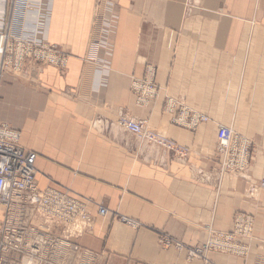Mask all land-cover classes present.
I'll list each match as a JSON object with an SVG mask.
<instances>
[{
	"label": "crops",
	"instance_id": "crops-1",
	"mask_svg": "<svg viewBox=\"0 0 264 264\" xmlns=\"http://www.w3.org/2000/svg\"><path fill=\"white\" fill-rule=\"evenodd\" d=\"M28 4L19 29L27 19L37 23L69 53L68 69L61 75L53 66L39 68L31 85L0 82V121L23 125L22 145L38 154L40 188H68L90 200L95 220L75 242L102 254L101 264H264V0H103L98 9L96 0ZM6 7L0 0V24ZM95 26L102 35L92 45ZM147 66L161 91L142 106L131 78L143 77ZM166 92L209 121L194 130L174 124L164 110ZM122 111L184 151L121 128ZM220 125L254 144V160L246 175H227L218 185L200 170L209 174L216 165ZM99 204L111 213L99 216ZM239 212L255 218L253 238L243 240L246 257L211 252L208 262L189 260L186 250L159 244L166 234L199 245L210 229L232 231Z\"/></svg>",
	"mask_w": 264,
	"mask_h": 264
},
{
	"label": "built area",
	"instance_id": "built-area-1",
	"mask_svg": "<svg viewBox=\"0 0 264 264\" xmlns=\"http://www.w3.org/2000/svg\"><path fill=\"white\" fill-rule=\"evenodd\" d=\"M15 38L0 30L2 74L8 70L15 72V69H19L18 65L31 62L32 65H59L58 56L50 48H36L31 43H34L31 37L29 41ZM66 65L65 57L60 65L62 70L66 69ZM150 71L152 76L156 73L152 66ZM131 90L138 104L148 106L156 100L161 88L153 80L132 78ZM164 110L173 115L172 121L175 124H187L192 130L209 121L205 114L167 95ZM117 123L142 141L157 144L170 152L184 151L150 129L145 120L122 114ZM21 137L20 130L0 124V264H76L69 260L70 255L80 259L81 264H101L102 254L85 249L75 242L88 227L75 233L68 228L69 223L85 221L87 224V221L92 220L93 215L87 211L88 200L81 199L82 202L64 188L48 186L41 189L37 183L38 154L22 147ZM252 148L253 143L248 138L232 127L220 125L216 165L208 171L209 174L201 170L200 176L205 180L210 175L209 178L215 179L220 185L226 175H246L252 166ZM260 186L264 189V180ZM98 212L105 216L109 210L98 205ZM117 219L124 224H132L130 219L120 214ZM254 229V216L239 212L235 215L232 231L217 232L210 229L207 240L199 245L186 246L166 234L159 235V244L164 248L186 250L189 260L203 259L208 262V252L246 257L249 245L243 240L252 239Z\"/></svg>",
	"mask_w": 264,
	"mask_h": 264
},
{
	"label": "rangeland",
	"instance_id": "rangeland-1",
	"mask_svg": "<svg viewBox=\"0 0 264 264\" xmlns=\"http://www.w3.org/2000/svg\"><path fill=\"white\" fill-rule=\"evenodd\" d=\"M102 1L103 0H99L100 3ZM99 2H98V0H96V8L100 5ZM5 3L7 5L5 10L3 11V20L4 19L5 20L3 22H1L0 30H3L6 34L9 33V35L11 37L12 36L14 38L16 37L14 40H17V38H21V39H24V40L27 39L29 41L30 40L29 37H31L32 40H34V43L33 42H31V43L36 48H38V47H41V48H47L48 47V48H50L51 51L53 53H56V55L59 58V61H58L59 65H54L53 67L56 68L61 75H65L66 72H67V69H68L69 53L65 49H63L60 45L53 44V43L49 42L47 40V38H45L43 35H41V30H39L36 27L37 23L35 24L32 20H28L27 19L26 21L29 23L28 27L24 26L23 29H19V25L18 24H19L20 20H25V17H26V14H27V10H28V6H29V4H28L29 0H5ZM41 11L43 13H45L46 10H45V8L42 7ZM98 15H99V13H98ZM99 17H95L96 18L95 20H97V18H99ZM17 26H18V29H17ZM93 34H94V36L92 38L91 44L92 45H96L101 40V35H102L101 29L95 26V29L93 28ZM13 43H15V42H13ZM6 57L8 58L9 56H6ZM65 57L67 58V65H66L67 68L65 70H62V66H60V65L63 64ZM31 63L30 64L25 63L24 66L26 67V69L29 70V74L31 76H33L34 78L36 76H38L37 70L39 68H41L43 70V69H45L47 67H52V66L46 65L44 63H42V64L41 63H37L38 65H32ZM29 74L19 75L18 76V75L15 74L14 71L8 70V71H6L4 74H2L0 76V82L1 83L6 82V83L10 84V83H17V82L24 81V82L29 83L32 80L31 76ZM15 75L17 77H15ZM132 78H139V77L132 76ZM132 78H131V84H132ZM139 79H142V80L146 79V80H150V81L153 80L156 83V73L152 76L151 71H150V66H147L145 75L143 77L139 78ZM29 85H31V84L29 83ZM133 95L137 99L136 95L135 94H133ZM166 95L170 97V95L167 92L165 94V97H166ZM122 114H127L128 115L127 112L122 111L119 116H121ZM0 124H7V125H9L12 128L18 129V130L21 131V133L23 135V130H24L23 125H14V124H10L8 122H2V121H0ZM179 126H182L184 128H187V129H192V128L188 127L187 124H182V125H179ZM134 136H136V135H134ZM21 139H22V137H21ZM21 145H22V143H21ZM22 147H24L27 150H31V149L26 148L23 145H22ZM252 150H254V144H253ZM31 151H33V150H31ZM252 154H253V152H252ZM252 160H254V156L253 155H252ZM252 163H253V161H252ZM99 205H101L104 208L109 210V208L105 207L104 205H102V204H99ZM1 211H2V209L0 208V219H1ZM109 213H111V210H109ZM114 215H115V218L117 219L118 216H119V213H115Z\"/></svg>",
	"mask_w": 264,
	"mask_h": 264
},
{
	"label": "bare ground",
	"instance_id": "bare-ground-1",
	"mask_svg": "<svg viewBox=\"0 0 264 264\" xmlns=\"http://www.w3.org/2000/svg\"><path fill=\"white\" fill-rule=\"evenodd\" d=\"M50 66H53V65H50ZM18 67H19V69H15V74L16 75H25V74H29V70L28 69H26V67L23 65V66H21V65H18ZM67 68V67H66ZM28 71V72H27ZM0 73L2 74V72L0 71ZM30 75V74H29ZM31 76V75H30ZM138 102V101H137ZM118 124V123H117ZM121 127V126H120ZM122 128V127H121ZM201 171V170H200ZM205 174H206V172H205ZM205 178H207V176L205 177ZM47 188V187H46ZM41 189H43V188H41ZM45 189V188H44ZM66 190H68L69 191V193L73 196V197H75V198H77V199H79L80 201H82L81 199H83V200H88V205H87V211L88 212H90L91 213V210H90V208H89V203H90V200L89 199H87V198H80V197H77L76 195H74L72 192H71V190L70 189H66ZM82 202H84V201H82ZM98 213V215L99 216H102V215H100L99 214V212H97ZM92 214V213H91ZM109 213H107V215H108ZM107 215H105V216H107ZM105 216H103V217H105ZM123 216V215H122ZM124 217H126V216H124ZM126 218H128V217H126ZM128 219H130V218H128ZM94 220H95V216L93 215V218H92V220H90V221H87V222H89V223H87V224H85L86 222L85 221H78V222H76V223H69L68 224V228L69 229H71L72 230V233H75V232H82V230L84 229V228H86V227H88V228H90L91 226H92V224H93V222H94ZM130 221H132V224H130V226H133V227H139V224L137 223V222H135V221H133V220H131L130 219ZM129 225V224H128ZM90 226V227H89ZM84 233V231L82 232V234ZM81 234V235H82ZM80 235V236H81ZM209 253H211V252H208V254ZM219 253H222V252H219ZM226 254V253H225ZM188 257V256H187ZM69 260H71V261H73V262H75L76 264H81V260L80 259H77V258H75L73 255H70L69 256ZM194 260V259H193Z\"/></svg>",
	"mask_w": 264,
	"mask_h": 264
}]
</instances>
